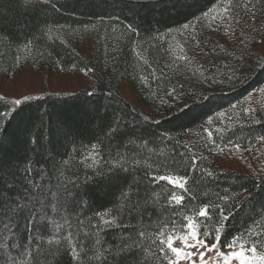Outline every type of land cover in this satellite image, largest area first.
Here are the masks:
<instances>
[{
  "label": "trees",
  "instance_id": "16d2710c",
  "mask_svg": "<svg viewBox=\"0 0 264 264\" xmlns=\"http://www.w3.org/2000/svg\"><path fill=\"white\" fill-rule=\"evenodd\" d=\"M216 1L0 0V78L29 67L84 71L91 81L75 94L0 97V264H169V238L185 236L191 223L208 245L259 259L264 174L219 169L194 154L190 133L264 86V53L256 51L264 0H236L240 13H253L243 27L251 41L235 39L228 56L208 46L213 69L195 84L173 85L162 51H145L148 36L199 20ZM91 23L109 42L103 68L90 69L76 50L78 30ZM133 46L158 70L153 86L164 98L136 84ZM121 82L140 107L121 96ZM229 118L211 132L216 141L245 146L264 136L263 115Z\"/></svg>",
  "mask_w": 264,
  "mask_h": 264
},
{
  "label": "rangeland",
  "instance_id": "374dc122",
  "mask_svg": "<svg viewBox=\"0 0 264 264\" xmlns=\"http://www.w3.org/2000/svg\"><path fill=\"white\" fill-rule=\"evenodd\" d=\"M239 11L236 0H217L200 15L199 20L175 30L153 33L148 36L145 51L150 49L162 51V68H166V75L172 74L174 77L173 85L195 84L212 68L208 63L210 57L206 49L208 46H213L215 49H219V52L224 56H228L230 52L227 48L235 46V39H239L242 44L250 43L251 33L248 32V28L243 29V27H249L247 19L253 18V13L242 14ZM98 35L94 23L86 25L77 32L76 50L85 63L89 64L90 69L96 65L103 68L105 65L104 55L109 42L107 43L103 37L100 39ZM134 48L136 84L144 89V93H148L149 98H153L154 101L164 98V95L158 93L153 86V83L155 84L160 79L158 70L146 60L143 47L135 46ZM256 51L259 54L264 53V46L257 48ZM224 56L219 58L223 60L220 63H226ZM146 65L150 67L148 69L150 74L144 70ZM89 85H91V81L84 71H34L28 67L9 80L0 78V97L13 103H19L27 98L42 95L75 94L86 89ZM174 91L172 93H175ZM119 92L126 101L140 107L136 99V90L132 85L121 82ZM232 114L240 119L243 116L250 117L254 122L257 120V115L264 116V86L256 95L251 94L239 104L217 113L207 120L203 128L191 132L190 138L195 139V143L198 145L194 154L198 157L213 159L219 169L264 174V136L257 137L245 146L235 144L233 140L227 141L224 137L218 141L212 137V131L222 132L228 119L230 120L229 115L232 116ZM170 182L176 186L181 185V180L177 178H170ZM51 211L52 221L50 220L49 223L56 225L54 233L59 232L61 223L55 221L56 211ZM54 233L53 235H56ZM70 246L72 255L76 259L77 246L73 241ZM218 249L215 245H208L200 240L195 234L192 223L185 236L169 238L167 244L168 256L173 257V259H169V264H216L215 256L219 258L220 264H231L233 259L236 260L233 264H258L259 259H254L237 246L220 248L222 251L228 252L227 256Z\"/></svg>",
  "mask_w": 264,
  "mask_h": 264
},
{
  "label": "snow or ice",
  "instance_id": "6c2138e0",
  "mask_svg": "<svg viewBox=\"0 0 264 264\" xmlns=\"http://www.w3.org/2000/svg\"><path fill=\"white\" fill-rule=\"evenodd\" d=\"M26 2H30V0H26ZM89 94H91V93H89ZM17 99H19V98H17ZM5 115H7V114H5ZM210 207H212V205H210ZM12 209L11 208H9L8 210H7V214H11L12 213ZM203 218V217H202ZM9 219H12V216L11 215H9ZM224 221V220H223ZM217 230V229H216ZM221 238V237H220ZM233 243H235V241L233 242ZM218 248H220L219 246H218ZM193 251H195V249H193ZM255 253H256V256L257 257H259V261H258V264H264V252H260V251H258L257 250V248L255 247ZM169 259H173V257H169Z\"/></svg>",
  "mask_w": 264,
  "mask_h": 264
},
{
  "label": "clouds",
  "instance_id": "9594fccd",
  "mask_svg": "<svg viewBox=\"0 0 264 264\" xmlns=\"http://www.w3.org/2000/svg\"><path fill=\"white\" fill-rule=\"evenodd\" d=\"M218 250H219V251H222L220 248H219ZM230 251H233V250H230ZM230 251H229V252H230ZM222 252H224V251H222ZM224 255L227 256V255H228V252H224ZM215 258H216V264H220L219 258L216 257V256H215ZM234 261H236V260L233 259V260L231 261V264H233Z\"/></svg>",
  "mask_w": 264,
  "mask_h": 264
}]
</instances>
